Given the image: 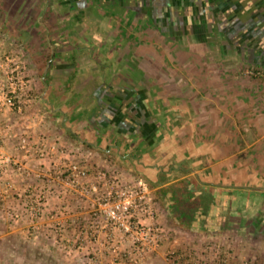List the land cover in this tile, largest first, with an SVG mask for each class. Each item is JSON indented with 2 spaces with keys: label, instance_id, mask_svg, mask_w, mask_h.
<instances>
[{
  "label": "crops",
  "instance_id": "0c3cea01",
  "mask_svg": "<svg viewBox=\"0 0 264 264\" xmlns=\"http://www.w3.org/2000/svg\"><path fill=\"white\" fill-rule=\"evenodd\" d=\"M3 52L31 88L0 133L65 151L32 155V170L74 161L142 179L165 229L233 237L262 264L264 79L245 69H264V0H0ZM52 193L68 234L102 222L97 194Z\"/></svg>",
  "mask_w": 264,
  "mask_h": 264
},
{
  "label": "built area",
  "instance_id": "2783aa9c",
  "mask_svg": "<svg viewBox=\"0 0 264 264\" xmlns=\"http://www.w3.org/2000/svg\"><path fill=\"white\" fill-rule=\"evenodd\" d=\"M245 74L264 79L262 68L248 67ZM30 88V80L25 73L20 55L0 53V115L6 111L22 114L24 99ZM11 135L9 127H6L3 134L0 133V140ZM12 136L19 140L18 148L24 152L26 158L4 154L0 141V174H6L12 169L16 174L35 177L37 180L45 179L48 188L46 191L39 190L36 193L35 186L28 185L26 198L32 220L44 217L50 189L60 186L76 192L81 198L98 195L93 215L102 222L93 221L88 227L85 226L80 232L81 241L89 239L99 242L100 234L105 232L107 243L114 252L120 250V245L131 244L124 250V256L138 264L137 256L144 257L155 252L167 239L168 232L157 219L155 197L151 188L142 179L126 180L120 176L110 175L105 170L92 173L86 165L74 161L34 171L28 168V163H24L28 162L32 155L44 161L56 154L63 155L65 151L46 141L40 143L39 149H34V144L27 136L14 132Z\"/></svg>",
  "mask_w": 264,
  "mask_h": 264
},
{
  "label": "rangeland",
  "instance_id": "374dc122",
  "mask_svg": "<svg viewBox=\"0 0 264 264\" xmlns=\"http://www.w3.org/2000/svg\"><path fill=\"white\" fill-rule=\"evenodd\" d=\"M7 138L14 141L13 137ZM0 141L3 146L4 139ZM18 156L26 158L21 154ZM31 161V158L24 161L29 169L32 168ZM10 170L0 174V264H135L124 256V250L131 244L120 245V250L114 252L107 238L105 242L80 240V232L91 225L89 217L83 224L78 220L71 234L66 232L59 201L55 205L50 203L52 192L57 190L58 193L60 186L50 189L44 217L32 220L26 198L28 185H34L36 193L46 191L45 179L37 180ZM166 231L167 239L155 252L137 256L138 264H259L253 258L254 253L249 251L251 244L247 246L233 237H218L212 241L180 230ZM211 244L215 245L212 249Z\"/></svg>",
  "mask_w": 264,
  "mask_h": 264
}]
</instances>
